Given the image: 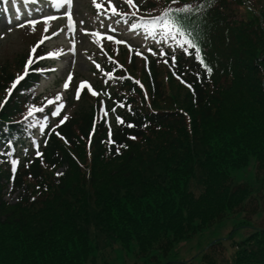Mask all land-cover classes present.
I'll use <instances>...</instances> for the list:
<instances>
[{
  "label": "trees",
  "instance_id": "1",
  "mask_svg": "<svg viewBox=\"0 0 264 264\" xmlns=\"http://www.w3.org/2000/svg\"><path fill=\"white\" fill-rule=\"evenodd\" d=\"M180 3H196L175 15L197 33L211 73L183 56L150 58L147 67L133 57L126 71L145 86L147 99L126 79L123 121L111 120V132L102 117L86 148L77 132L87 138L94 107L77 108L58 129L68 144L52 136L42 156L22 164L12 204L3 200L9 173L0 163V264L104 262L108 248L121 261L186 264L169 255L228 221L230 240L238 229L253 230L234 259L207 261L205 254L187 264H264V227L241 219L247 202L264 199V1ZM251 161L256 177L241 184L229 177ZM55 168H63L59 178Z\"/></svg>",
  "mask_w": 264,
  "mask_h": 264
},
{
  "label": "rangeland",
  "instance_id": "2",
  "mask_svg": "<svg viewBox=\"0 0 264 264\" xmlns=\"http://www.w3.org/2000/svg\"><path fill=\"white\" fill-rule=\"evenodd\" d=\"M93 0H75L74 7L75 12L74 15L76 17L77 23V31L70 38L68 35L63 33L59 37L60 42H64L66 47L71 48L69 50L68 55H66L63 59L60 60L56 64V68L53 71L54 75L50 78L42 81L39 85V92L46 93L52 90V83L54 78H59L61 80L58 85L61 93L67 94V91L71 90L75 91L74 99L77 98L76 89L80 86L82 81H87L90 85L89 79L91 82L94 81L96 77L93 74V70L91 69L92 65L90 63L91 59H97V56L94 55L93 52H96L94 49L91 52V48L93 47V43L99 44V40L92 35V32L96 30L94 25V20L91 17V6L90 3ZM107 28V27H106ZM106 28H103L104 32ZM94 29V30H93ZM125 28H122V32H124ZM97 31L96 33H99ZM40 35V31H31L29 29L25 30H3L0 32V64H4L7 66V71L10 73H14V71L20 72V61L24 58L27 53L28 47L33 43V41ZM91 35V36H89ZM120 37V36H119ZM140 42H145V45H140L141 49L144 50L145 54L150 52V43L145 40L143 36H140ZM121 39V37H120ZM51 44H55V41L51 40ZM71 45V47L69 46ZM97 50H99L97 46ZM144 54V55H145ZM106 59L105 56H100V63L103 64V61ZM115 63L121 64V56H117L114 59ZM95 62V61H94ZM125 61L123 64H125ZM69 76L71 79H69ZM68 83V87L64 88V84ZM75 83L76 88L72 89V85ZM3 92L0 91V98L2 97ZM181 99V97H180ZM63 107L59 109V114L53 116L56 118L61 115L64 111ZM56 111V109L54 110ZM47 117V120L44 119ZM49 117L43 116L40 118V123L45 125L48 123ZM39 136L36 138V141H39ZM12 152V150H11ZM59 173L60 169H55ZM248 174L250 176L256 174V163L255 161H251L246 171L240 172L238 174L231 173L229 177L234 180L237 179L239 183H244L245 180L248 179ZM5 199L9 202H14L16 200V193L11 187V185L7 188ZM253 199V198H252ZM251 200L249 203L247 202L243 206V211L241 215V219H245L250 223V225L254 227H264V199L259 200L258 203ZM253 228V227H252ZM232 230V224L228 221L224 226H220L218 223L211 226L209 230H206L199 236L188 239V241L179 244L175 251L169 255V258L172 260H180L179 262H186V264L190 260H194L199 257L202 258L207 254V261H220L224 260L226 262H230L234 259V253L236 252V247L240 244H243L244 241L251 237V227H243L238 229L237 235L234 236L232 240L228 239V235ZM219 243L209 251V247L215 243V241ZM122 257L115 253V251H111L109 248L105 251L104 254V262L100 258H92L89 259L86 264H137L134 258ZM177 262V261H175ZM196 264V263H194Z\"/></svg>",
  "mask_w": 264,
  "mask_h": 264
},
{
  "label": "snow or ice",
  "instance_id": "3",
  "mask_svg": "<svg viewBox=\"0 0 264 264\" xmlns=\"http://www.w3.org/2000/svg\"><path fill=\"white\" fill-rule=\"evenodd\" d=\"M60 2L62 3H66L68 6H69V9L71 7V3H72V0H60ZM94 4H95V0H93ZM126 2L132 6V7H135V5L133 4V0H126ZM176 0H173V3H175ZM109 3H110V0H109ZM197 3H199V0H197ZM54 6L55 7H59L60 6V3H54ZM95 6L97 7V9H99L101 7L100 4H95ZM195 5H189V4H185L184 6L182 7H178V8H166L164 9L163 11L160 12V14L156 17H152L150 18L151 19V23L153 25H155L157 22H160V21H163V26L165 28H167L169 30V32L172 34V39L175 40L178 44V46H184V45H187V48H185V52H187V49L188 48H192L195 50V58L197 61H199V63L204 66L206 68V71L208 73H211L212 69L210 67H208L205 63H204V60L202 58V55H201V48L200 46L195 42V39L192 37V34L190 32H188L186 30V28L180 23V19L178 16H175L174 13H187L189 11H191L192 7H194ZM202 7V5H201ZM110 10L112 11V13L115 15L116 14V9L115 7H111L110 5ZM199 10V9H197ZM65 15L68 16V23H69V27L72 26V18H71V13L70 11L65 13ZM131 15H135V13H131ZM49 19H54V17H45V22H47V20ZM28 23L30 24H34L35 21L34 20H30L28 21ZM22 26V25H21ZM133 27H136V25H133ZM92 35L94 36H98L97 33H92ZM177 37H179V39H177ZM108 39H112V37H108ZM119 42V41H118ZM36 48L33 47L31 49V52H36ZM48 56L51 57L53 56V53L49 52L48 53ZM33 62V58H32V55L31 53L29 54V58H28V61L26 62L25 64V72L23 74H20V75H17V77L15 78V80H13L12 82V85L11 87H9L8 89H6V95L4 97V100L0 101V107H3L5 105V103L9 100L12 92H13V89H16L17 88V85L22 81L24 80V77L25 75L27 74V71H28V66L29 64H31ZM36 71H39V69H36ZM69 79H71V77L69 76ZM88 87V90L89 91H92L91 89V86L87 85V81H82L80 86L76 89V93H77V98L79 97V92H80V89L81 88H84V87ZM68 87V83L66 82L64 84V88H67ZM93 95H96L95 92L92 93ZM61 99L60 95L57 94L56 97H55V100L56 101H59ZM49 103H52V101H48ZM63 107L62 104H58L56 105V111H53L52 112V115L53 116H56L59 114V109ZM37 111H43V109L41 108H36L34 106H31L29 105L28 108H27V115L28 116H31L33 114V112H37ZM45 120H47V117H44ZM67 117L65 116L61 121L60 123H64V120H66ZM117 121L118 122H122L120 120V117H117ZM45 125L41 124V129L44 128ZM131 127V125H129ZM134 139V137H133ZM9 144H11V141H9ZM37 156L41 155L39 152L36 153ZM12 168H13V171H15V168H16V165L18 163L17 160L13 159L12 160ZM60 173H57V175H59Z\"/></svg>",
  "mask_w": 264,
  "mask_h": 264
}]
</instances>
